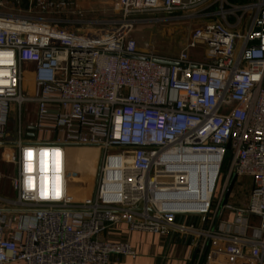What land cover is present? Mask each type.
<instances>
[{"label": "built area", "instance_id": "2783aa9c", "mask_svg": "<svg viewBox=\"0 0 264 264\" xmlns=\"http://www.w3.org/2000/svg\"><path fill=\"white\" fill-rule=\"evenodd\" d=\"M79 1L0 0V147L17 167L0 264L136 259L103 237L122 224L180 239L191 264H264V0H112L103 19ZM144 16L197 24L168 57L133 37ZM25 103L51 137L28 139Z\"/></svg>", "mask_w": 264, "mask_h": 264}, {"label": "crops", "instance_id": "0c3cea01", "mask_svg": "<svg viewBox=\"0 0 264 264\" xmlns=\"http://www.w3.org/2000/svg\"><path fill=\"white\" fill-rule=\"evenodd\" d=\"M28 89L32 90L30 86ZM31 106L34 107L32 114L25 116L23 113L24 127H26L29 134V136L28 134L26 135V138L28 136V139L35 140L36 138L44 139L48 136L51 137V135H46L44 132H37L33 129L32 124L35 123L36 105ZM13 150L14 146L10 144L0 147V175H4L2 180L0 178V204L2 203L1 199L12 200L15 198L12 180L17 174V167L14 165V162L8 158V155L11 154ZM73 153H75V150ZM71 161H73L72 158ZM230 200L236 202L234 199ZM103 237L114 241H128L138 253L136 259L125 256H113L110 264H191L188 259L191 247L183 243L180 239L162 237L144 231L132 232L125 224L120 225L118 228L108 229V231L103 234Z\"/></svg>", "mask_w": 264, "mask_h": 264}, {"label": "rangeland", "instance_id": "374dc122", "mask_svg": "<svg viewBox=\"0 0 264 264\" xmlns=\"http://www.w3.org/2000/svg\"><path fill=\"white\" fill-rule=\"evenodd\" d=\"M232 3H245L246 0H230ZM80 5L86 10L88 13L85 16V19H103V18H117V14L113 15L112 13L109 15L107 14H101L102 10L104 9V6H111L113 7L112 0H80ZM15 10V8H14ZM111 11V9H110ZM93 12V14H92ZM119 16V15H118ZM154 16V15H153ZM153 16H144L140 17L141 19H145V22H139L136 24L135 31L133 33V37L138 40V43L140 46H143L144 44H149L152 46V49L154 52H156L159 55L162 56H168L173 57L176 56L178 53H180L182 50L187 48L189 44L190 39V33L191 31L196 27L195 21H186V20H180V19H174V20H167L166 21H154ZM158 19L161 18H168V15L160 14L157 16ZM153 19V20H151ZM192 54L196 52V50L191 51ZM27 81H30V76H26ZM29 90V89H28ZM34 110V107L31 106V104H24L23 111L24 115L27 116L28 114H32V111ZM75 150V153H73ZM12 152V151H11ZM77 153V154H76ZM86 150L80 151L79 149L72 148V154L71 157L74 159L72 161V168L76 170V168L80 165V161L83 159H88ZM13 155V152L9 154L8 156ZM73 155V156H72ZM80 156V157H79ZM82 157V158H81ZM84 157V158H83ZM91 157V156H90ZM81 158V159H80ZM99 159V156H98ZM88 162V161H87ZM87 162L83 164V166L87 165ZM98 162L96 164V168L98 167ZM95 165V162H94ZM79 168V167H78ZM77 168V169H78ZM93 171V170H92ZM76 172L79 175H84L83 171H80L79 169L76 170ZM75 172V173H76ZM8 177V176H7ZM1 180L4 178V175H0ZM11 181V180H10ZM90 183V192L94 186L93 181ZM245 179L241 180L240 185H243L245 183ZM237 184L233 185L232 190L230 192V199L235 195V188ZM239 188V187H237ZM77 192H79L77 190ZM77 198H83L84 193H76ZM75 195V198H76ZM15 199V198H14ZM229 199V200H230ZM243 200H239V203L243 202Z\"/></svg>", "mask_w": 264, "mask_h": 264}, {"label": "bare ground", "instance_id": "6f19581e", "mask_svg": "<svg viewBox=\"0 0 264 264\" xmlns=\"http://www.w3.org/2000/svg\"><path fill=\"white\" fill-rule=\"evenodd\" d=\"M91 155L95 156L96 155V152H93Z\"/></svg>", "mask_w": 264, "mask_h": 264}, {"label": "snow or ice", "instance_id": "6c2138e0", "mask_svg": "<svg viewBox=\"0 0 264 264\" xmlns=\"http://www.w3.org/2000/svg\"><path fill=\"white\" fill-rule=\"evenodd\" d=\"M31 155H32L31 152H29V157H31ZM57 155H59V154H57Z\"/></svg>", "mask_w": 264, "mask_h": 264}, {"label": "water", "instance_id": "95a60500", "mask_svg": "<svg viewBox=\"0 0 264 264\" xmlns=\"http://www.w3.org/2000/svg\"><path fill=\"white\" fill-rule=\"evenodd\" d=\"M140 45V44H139ZM144 46V45H143ZM143 46H140V47H143ZM169 64V63H168Z\"/></svg>", "mask_w": 264, "mask_h": 264}]
</instances>
